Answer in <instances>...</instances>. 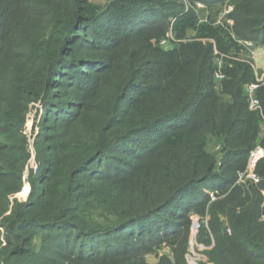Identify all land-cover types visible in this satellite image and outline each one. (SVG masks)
<instances>
[{"label":"trees","instance_id":"16d2710c","mask_svg":"<svg viewBox=\"0 0 264 264\" xmlns=\"http://www.w3.org/2000/svg\"><path fill=\"white\" fill-rule=\"evenodd\" d=\"M241 4L218 25L178 13L168 51L162 10L176 2L0 0V264H188L196 213L211 217L212 264H264V160L258 183L234 187L260 142L238 53L264 43V0Z\"/></svg>","mask_w":264,"mask_h":264},{"label":"rangeland","instance_id":"374dc122","mask_svg":"<svg viewBox=\"0 0 264 264\" xmlns=\"http://www.w3.org/2000/svg\"><path fill=\"white\" fill-rule=\"evenodd\" d=\"M114 0H91V3L96 5L97 7H99V9L104 10L105 7H107L111 2H113ZM161 1V0H158ZM176 2V6L173 7L174 10L172 11H168V9H163L162 10V14L165 15L166 17L161 19V22L163 23L164 27L169 28V32L167 33L166 37L163 38L162 40L166 39V44H161V47L165 50H169L172 49L173 47H175L176 45V35L171 31V23L169 24V22L171 21H175V16L179 13V14H184L186 12H193L195 13L199 19L202 22L207 21L208 18H212L213 21L216 22V24H220V23H225L226 22V18L234 11V8L236 6L242 5L241 4V0H226L225 2L221 3V4H215V5H211V4H205L202 2H194L192 0H163V2ZM248 6V5H246ZM170 19V21H169ZM168 21V22H167ZM159 22V23H161ZM172 22V24H173ZM227 23L229 25H232V21H227ZM162 25V24H161ZM108 32V30H106ZM84 33L80 34L81 36ZM88 37H86V35L84 36V38H86L87 40H92L90 34L87 33ZM189 37H195V33L194 32H190L189 33ZM161 40V41H162ZM251 41L252 46L248 47L246 45V42ZM248 41H239V46H240V52L238 53V60L244 61L248 64H253L254 66H256V69L259 73V75L261 76V74H264V43L256 38V39H252V40H248ZM206 43L210 44V43H214L212 41H207ZM84 44L82 41H80L79 43H77V46L75 47L76 51H79V54L77 55L78 59L81 58L80 56H84L86 53V50L84 49ZM1 48V47H0ZM85 50V51H84ZM215 50V49H214ZM215 54H217L216 51H214ZM235 53H233L232 56ZM84 71H86L85 69H83ZM255 75V74H254ZM42 113V104L39 103L36 105V108H34L31 113L29 114V121L27 123V128H26V133L29 135V137L31 139H34L36 137V134H38L39 130L36 126L38 119L40 118V114ZM218 143L217 142H211L208 146V151L216 157V159H220V156L218 155L219 153L215 150V148L217 147ZM30 168H34L36 169V164L33 162L30 164ZM224 169V168H222ZM221 172V171H220ZM30 175V169L27 170L26 172V179L28 181V177ZM26 187H29L30 190V183L28 182ZM206 191L208 192L209 190L206 189ZM213 193V191H209V194ZM225 196L221 197V199L216 198V200H212L211 203H214L216 201L222 200ZM28 195L26 196V198H22V199H26L27 200ZM210 203V204H211ZM196 213V212H195ZM211 219V217L208 215L202 216L201 214H192V220H193V227L191 229V237H190V241L188 243V252L186 254V262L188 264H212L210 262L209 259V251L212 249V247L214 246V243L216 241V237L214 236V234L211 231V227L209 225V220ZM201 222H204L205 226L208 227V230L210 232V238L203 235L201 236V234L199 235V230L196 228L195 226L200 224ZM42 240V238L38 239V243H41L40 241ZM212 245H209L211 244ZM135 244V243H134ZM167 245V240L164 239L163 241V246L162 249L159 251V253L157 255L159 256H168V257H172V251L170 249L169 246ZM148 262L150 264H157L158 263V257L153 255V256H149L148 257Z\"/></svg>","mask_w":264,"mask_h":264},{"label":"built area","instance_id":"2783aa9c","mask_svg":"<svg viewBox=\"0 0 264 264\" xmlns=\"http://www.w3.org/2000/svg\"><path fill=\"white\" fill-rule=\"evenodd\" d=\"M168 39V38H166ZM166 39L161 41V44H166ZM248 47L252 46L251 41L246 42ZM223 56L218 60L219 68L215 74V80L220 82L224 80L226 77L223 73ZM236 60V59H235ZM253 68L256 82L249 84L246 86V94L249 102V109L252 112L258 113L261 118L260 125V142L256 145V147L250 152L247 164L244 170H239L237 172V181L234 187L242 186L247 181L258 183L260 181V177L257 174V169L259 164L264 160V98L259 96L260 90L264 87V74L259 75L256 66L250 64ZM221 147L218 145L215 150L219 152ZM211 199L216 200L215 193H210ZM196 231L199 230L200 224L195 226Z\"/></svg>","mask_w":264,"mask_h":264},{"label":"water","instance_id":"95a60500","mask_svg":"<svg viewBox=\"0 0 264 264\" xmlns=\"http://www.w3.org/2000/svg\"><path fill=\"white\" fill-rule=\"evenodd\" d=\"M171 49H169L168 51H170Z\"/></svg>","mask_w":264,"mask_h":264}]
</instances>
